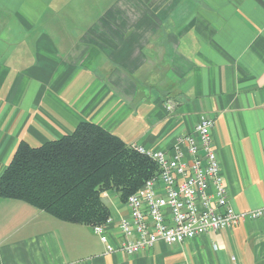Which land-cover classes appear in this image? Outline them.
I'll use <instances>...</instances> for the list:
<instances>
[{"label":"crops","instance_id":"crops-1","mask_svg":"<svg viewBox=\"0 0 264 264\" xmlns=\"http://www.w3.org/2000/svg\"><path fill=\"white\" fill-rule=\"evenodd\" d=\"M202 117L231 206H264V0H0V176L81 122L170 154ZM102 197L117 243L127 209ZM0 264H264V217L128 256L0 198Z\"/></svg>","mask_w":264,"mask_h":264},{"label":"built area","instance_id":"built-area-1","mask_svg":"<svg viewBox=\"0 0 264 264\" xmlns=\"http://www.w3.org/2000/svg\"><path fill=\"white\" fill-rule=\"evenodd\" d=\"M172 108L167 105L168 110ZM214 126L213 119L202 117L192 133L176 139L170 154L131 145L155 162L158 173L126 199L127 216L117 223V243L107 234L111 218L92 226L106 254L123 252L134 256L150 250L157 242L180 244L234 228L245 219L264 217V206L239 212L229 203L213 147Z\"/></svg>","mask_w":264,"mask_h":264},{"label":"trees","instance_id":"trees-1","mask_svg":"<svg viewBox=\"0 0 264 264\" xmlns=\"http://www.w3.org/2000/svg\"><path fill=\"white\" fill-rule=\"evenodd\" d=\"M157 173L151 159L101 126L81 122L70 134L39 147L21 142L0 176V198L92 227L110 218L102 194L113 193L125 203Z\"/></svg>","mask_w":264,"mask_h":264},{"label":"rangeland","instance_id":"rangeland-1","mask_svg":"<svg viewBox=\"0 0 264 264\" xmlns=\"http://www.w3.org/2000/svg\"><path fill=\"white\" fill-rule=\"evenodd\" d=\"M108 204V203H107Z\"/></svg>","mask_w":264,"mask_h":264}]
</instances>
